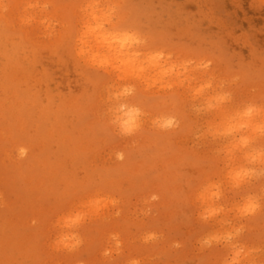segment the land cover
<instances>
[{
    "label": "rangeland",
    "instance_id": "rangeland-1",
    "mask_svg": "<svg viewBox=\"0 0 264 264\" xmlns=\"http://www.w3.org/2000/svg\"><path fill=\"white\" fill-rule=\"evenodd\" d=\"M3 2L0 264H220L225 249L200 244L217 220L202 222L192 200L209 181L255 249L251 264H264V179L234 188L229 168L242 161L223 158L224 139L205 132L222 113L264 102V0ZM124 32L138 42L112 50ZM207 79L232 94L219 112L204 110L208 90L193 95ZM119 102L141 111L133 135L113 123ZM169 116L176 126L158 127ZM247 194L262 207L240 217ZM64 236L78 243H57Z\"/></svg>",
    "mask_w": 264,
    "mask_h": 264
},
{
    "label": "clouds",
    "instance_id": "clouds-1",
    "mask_svg": "<svg viewBox=\"0 0 264 264\" xmlns=\"http://www.w3.org/2000/svg\"><path fill=\"white\" fill-rule=\"evenodd\" d=\"M7 5L0 0V11L6 10ZM36 7L28 4L27 8ZM24 22H28L25 19ZM112 39L120 48L130 47L138 42V37L131 32L115 34ZM160 54L156 53L158 57ZM212 61L204 60L200 67L204 70L211 68ZM238 79L234 77L233 80ZM215 88V91H212ZM208 90L204 110L219 112L225 105L231 103L232 94L223 82L214 83L213 79L202 81L193 92L200 95ZM129 89L114 93L113 99L119 101L122 95H127ZM198 111L200 109H197ZM141 111L135 106L125 102H119L114 108L113 123L117 126L121 135L130 136L139 127ZM175 117H166L158 122V127L169 129L176 126ZM206 134L211 138H223L224 144L220 147L219 154L230 163L236 156L242 163L229 168V174L234 188H239L245 182L255 179L257 176L264 179V102L247 101L228 113H222L214 122L205 128ZM118 158L123 154L118 153ZM260 193L264 196V184L261 185ZM222 191L219 184L207 182L192 193V200L199 205L197 215L202 222L217 220L218 230L205 235L200 244L202 247L222 246L225 255L220 264H251L250 257L254 254L252 249L243 244L239 237L243 231L242 226H232L229 219L224 218V206L217 203L222 199ZM156 197L153 196V199ZM262 207L260 199L255 194L245 195L234 209L240 217L254 215ZM64 247H72L77 241L71 237L64 236L57 241ZM119 244V241H117ZM129 264H139V260L132 259Z\"/></svg>",
    "mask_w": 264,
    "mask_h": 264
},
{
    "label": "bare ground",
    "instance_id": "bare-ground-1",
    "mask_svg": "<svg viewBox=\"0 0 264 264\" xmlns=\"http://www.w3.org/2000/svg\"><path fill=\"white\" fill-rule=\"evenodd\" d=\"M94 32H97V31H99V29H96V28H94V30H93ZM113 42H115L114 40H112V41H110L109 42V47L113 50V49H115V47L114 46H112L114 43ZM119 52H122V48H119V50H118ZM128 63L129 64H132V62H131V60L130 61H128Z\"/></svg>",
    "mask_w": 264,
    "mask_h": 264
}]
</instances>
